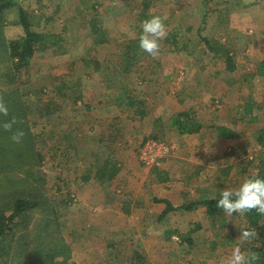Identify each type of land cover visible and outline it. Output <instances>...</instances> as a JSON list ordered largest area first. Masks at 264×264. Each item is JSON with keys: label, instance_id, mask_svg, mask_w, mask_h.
<instances>
[{"label": "rangeland", "instance_id": "1", "mask_svg": "<svg viewBox=\"0 0 264 264\" xmlns=\"http://www.w3.org/2000/svg\"><path fill=\"white\" fill-rule=\"evenodd\" d=\"M21 9L32 29L54 43L37 49L31 64L17 72L25 127L39 154L26 165L13 156L0 172V206L28 197L30 190L40 204L24 214L10 245L0 247V264H130L136 251L144 259L135 264H222L237 245L250 252L252 239H239L247 229L239 213L173 209L168 224L154 227L157 237L167 239L156 237L151 246L141 228L156 222L154 213L143 215L148 204L159 213L166 207L155 197L179 207L264 171V146L257 140L264 128V76L256 74L264 59V0H16L1 21L7 42L25 36ZM151 16H160L170 35L159 42L156 57L139 47L142 22ZM93 21L99 32H93ZM102 37L107 41H96ZM204 37L226 47L235 70ZM121 88V105L115 107ZM133 97L137 108L127 104ZM247 103L251 113L243 109ZM182 111L201 123L198 131L207 130L204 139L188 136L197 150H188L170 123ZM220 125L236 136L220 141ZM147 141L167 148L157 165L141 159ZM169 159L180 163L163 168ZM101 167L112 176H98ZM168 170L169 180L161 182L159 171ZM126 199L131 202L125 213L134 211L128 223L140 226L136 241L124 231ZM196 223L201 227L192 233L193 242L182 241L179 233ZM259 225L257 235L264 218Z\"/></svg>", "mask_w": 264, "mask_h": 264}, {"label": "trees", "instance_id": "2", "mask_svg": "<svg viewBox=\"0 0 264 264\" xmlns=\"http://www.w3.org/2000/svg\"><path fill=\"white\" fill-rule=\"evenodd\" d=\"M15 2L16 0H0V103H3L8 109L7 115L0 113V172L7 171V168H9L8 166H11L13 161L18 164L21 162L23 165H26L29 158H34L35 155L38 156L39 154L37 152L38 150H35V144L33 142L34 135L31 132L29 124L27 127H25V124L28 123L26 120L27 111L25 102H22V94L16 85L17 72L31 64V60L34 57L37 49L47 48L48 42H50V44L54 43L52 41H48L49 37H47V35L44 33L37 32L32 29L31 21L27 17V13L24 9L20 10V23L24 27L25 36L17 40L7 42V39L5 38L2 31L3 23L1 21L3 20L4 13L7 12L8 9L13 8ZM92 23L93 32H99L100 28H97L96 22L93 21ZM169 37L170 35L166 37L167 41H169ZM173 37L175 41L176 35L173 34ZM102 38L96 39V41L103 43L107 41V38ZM203 39L210 50L214 51L215 53L220 52L226 54L227 68L230 70H235L233 56L227 51V49H225L226 47L224 45L217 43L214 41V39H210L208 37H204ZM60 41L61 39L59 42ZM128 54L131 56V58H137L136 51H128ZM256 74L259 76H264V59L260 61ZM127 104L132 108H137L139 106H137L138 101L134 97L131 99L129 98ZM243 109L245 112L251 113L253 105L249 103L244 104ZM142 111L137 112H140L141 114ZM252 119H254V117H252ZM5 123H12V128L10 130H6L3 127ZM170 123L182 135L195 133L201 128V123L192 117L188 111L175 113L171 117ZM217 129L219 134L225 138H233L236 136V132L225 125H220L217 127ZM17 132L23 133L22 143H16L12 140L13 134ZM257 140L261 145L264 146V128L260 129ZM20 146L23 147L20 148ZM13 156H15L16 160L11 161L10 159ZM112 168L114 170H118L119 167H117V164L114 163ZM159 172L162 173L160 178L161 182L168 180L169 175L166 171ZM97 174L98 176H103L107 175L108 172L103 167L98 170ZM108 175L112 176V174ZM257 175L264 176V171H260L257 173ZM32 193L33 191L30 190L29 196ZM29 196H20L13 200L11 204L5 203L4 205L0 206V247H8L10 245L11 237L15 234L16 227L25 221L24 214H27L30 210H34L39 206V199L36 200L35 197ZM213 198L219 199V195L215 197L203 196L197 200L184 202L179 207H174L172 202L166 198H155V202H163L166 205L162 212L161 218L165 217L168 212L173 209L178 208L185 211H191L198 206H205L210 215L215 216L219 213H222L223 210L216 206L217 201ZM242 216L246 222L247 229L253 231L257 229L258 231L261 230L259 224L263 220L264 215H260L255 210H251ZM200 227V224L196 223L195 227L185 234H181L173 230H168L167 233H179L182 236V241H188L192 243L193 239L191 235ZM42 245L43 243L36 246L34 252H32L34 257L40 254V250L43 247ZM250 252H253L258 256L255 264H264V230L259 232V235H256L252 238V247ZM137 259H144L141 252H135L134 260Z\"/></svg>", "mask_w": 264, "mask_h": 264}, {"label": "clouds", "instance_id": "3", "mask_svg": "<svg viewBox=\"0 0 264 264\" xmlns=\"http://www.w3.org/2000/svg\"><path fill=\"white\" fill-rule=\"evenodd\" d=\"M142 33L139 38V47L152 57H156L160 50V41L166 37V25L160 16H151L142 22ZM8 109L0 103V113L7 115ZM6 130L12 128V123H5ZM23 136L22 132L13 134L12 140L19 143ZM215 199V198H213ZM217 207L231 216L234 213L241 215L255 210L258 214L264 215V176H251L245 178L238 187L221 188ZM257 233L253 230L245 229L241 231L239 237L242 241H248L255 237ZM258 256L253 252L241 251L239 245L235 246L231 256L225 258L222 264H255Z\"/></svg>", "mask_w": 264, "mask_h": 264}, {"label": "crops", "instance_id": "4", "mask_svg": "<svg viewBox=\"0 0 264 264\" xmlns=\"http://www.w3.org/2000/svg\"><path fill=\"white\" fill-rule=\"evenodd\" d=\"M114 72V71H113ZM116 73H118L117 71H115ZM122 89H124V88H121L120 90H118V92L116 93V96H115V99L114 100H116L115 102H113V103H115V107H117V106H120L121 105V103H120V100H121V98H122V92L124 91V90H122ZM110 93V92H109ZM111 94V93H110ZM109 94V95H110ZM109 95H107V96H109ZM106 107V106H105ZM102 108V110H107L108 108ZM111 108V107H110ZM203 130V129H202ZM202 130H200V131H198V132H195L194 134H197L198 135V138L199 139H204L205 137L207 138V135H206V131H202ZM217 133L219 134V132H216V136H217ZM180 134V133H179ZM194 134H191V136H194ZM190 138H192V139H194V137H191L190 136V134H180V139L181 140H185V141H187V143L189 144L188 145V150H190L191 151V148L193 147V150H194V148L197 150V148H196V146L193 144L192 145V143H191V141H190V139H189V137ZM217 137H219V139H220V141H222L221 139H222V136L219 134ZM224 138V137H223ZM199 141V140H198ZM204 148V147H203ZM195 153L198 155V151H196V152H193V154L195 155ZM174 158V157H173ZM170 160V159H169ZM178 163H180V161H179V159H172V161L170 160V161H167V163L164 165L165 167H163V168H165V169H168V166H170V165H172L173 167L175 166V165H177ZM197 166V165H196ZM102 168V167H101ZM200 168V167H199ZM202 168V167H201ZM98 170H100V168L99 169H97L96 170V173H97V171ZM167 173H168V175L170 174V173H173V171H166ZM96 173H95V175H96ZM170 178V177H169ZM191 178H193V177H191ZM169 180V179H168ZM99 185H100V183H99ZM156 198V197H155ZM128 199H126L125 201H124V203H126L125 205H122V211L124 212L123 214L126 216V217H128L129 219H127V221H126V228H125V232L127 233V234H129V236H131L130 237V239H134L135 241H136V239L135 238H139L140 237V233H141V231L140 230H138V228L140 229V226L139 227H135V225L133 224L132 225V223L130 222V223H128L129 221H132V218H134V215H133V213H134V211H131L132 212V214H130V213H128V214H126L125 213V209L128 207V204L131 202L130 200L129 201H127ZM168 200H170L171 202H172V205L173 206H178L179 204L177 203V202H174L173 200H171V199H168ZM125 208V209H124ZM133 208H134V206H133ZM205 208V210H207L206 209V207L205 206H198L197 208H195L194 209V211H199L200 209H204ZM127 210H128V208H127ZM145 211H144V216L145 215H154L155 214V216H157V218L154 220V221H156L155 223H151V224H142L143 226H142V232H143V234H144V236L142 237V240L144 241V242H149V245L148 246H151L150 244L152 243L151 241H155V238L157 237V235H156V233L154 232V227H158V225L160 224V222H164L163 224H168L169 222V220H166L167 218H169V215L167 214L165 217H163V218H161L162 217V212H163V210L164 209H162V211L159 213L158 212V208H156V204H148V206L144 209ZM192 212H194L193 210H191ZM191 211H188V212H191ZM154 213V214H153ZM195 214V213H194ZM131 218V219H130ZM164 219H165V221H164ZM136 220V219H135ZM163 220V221H162ZM151 221V220H150ZM140 225H141V222H140ZM168 228H170V227H168ZM136 230L138 231V232H136ZM119 232V230L117 231V233ZM137 233V234H136ZM153 234H154V236H153ZM162 239H167V236L165 237L164 235L163 236H159L158 235V237H157V240H162ZM151 242V243H150ZM163 243V242H162ZM147 246V247H148ZM106 247H108V245L106 246ZM108 249V248H107ZM119 258V255L117 256V259ZM134 261H136V260H134V252H133V255H132V260H131V263L130 264H135V262Z\"/></svg>", "mask_w": 264, "mask_h": 264}, {"label": "built area", "instance_id": "5", "mask_svg": "<svg viewBox=\"0 0 264 264\" xmlns=\"http://www.w3.org/2000/svg\"><path fill=\"white\" fill-rule=\"evenodd\" d=\"M166 150L167 148H164L162 145L147 141L141 148V159L148 166L157 165V162Z\"/></svg>", "mask_w": 264, "mask_h": 264}]
</instances>
